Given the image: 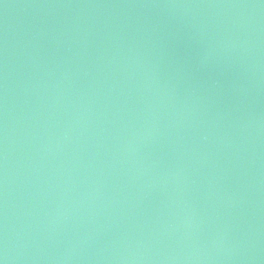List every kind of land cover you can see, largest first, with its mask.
<instances>
[{
	"label": "water",
	"instance_id": "1",
	"mask_svg": "<svg viewBox=\"0 0 264 264\" xmlns=\"http://www.w3.org/2000/svg\"><path fill=\"white\" fill-rule=\"evenodd\" d=\"M0 264H264V0H0Z\"/></svg>",
	"mask_w": 264,
	"mask_h": 264
}]
</instances>
